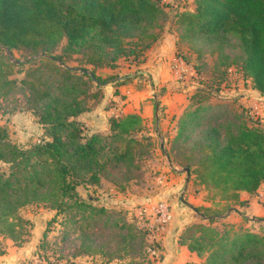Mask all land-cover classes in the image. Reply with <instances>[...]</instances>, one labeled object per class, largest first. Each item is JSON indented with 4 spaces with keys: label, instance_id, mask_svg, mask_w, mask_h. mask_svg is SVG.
I'll list each match as a JSON object with an SVG mask.
<instances>
[{
    "label": "trees",
    "instance_id": "1",
    "mask_svg": "<svg viewBox=\"0 0 264 264\" xmlns=\"http://www.w3.org/2000/svg\"><path fill=\"white\" fill-rule=\"evenodd\" d=\"M166 6L164 0H0V101L18 85L12 76L14 68L23 64L13 62L14 50L40 55L36 58L47 64L50 76L61 78L58 83L52 79L58 92L48 82L41 88L39 77L19 81L28 94L26 105L37 111L44 138L29 148H19L0 126V164L5 166L0 167V223L12 232L15 244L26 242L34 226L19 211L27 205H41L54 215L40 236V257L48 259L45 255L50 246L60 243L48 237L55 224L62 243L75 235L79 251L74 256L99 255L105 263L112 261L105 259L97 240L100 226L104 229L110 223V209L96 204L93 197L84 198L77 187L98 186L108 170L124 164L139 167L137 160L144 158V153L151 154L154 143L139 115L110 117L108 134L90 135L78 117L90 108L86 100L101 98L98 92H90L95 80L104 83L95 68L112 66L120 57L144 62L147 50L160 39L168 22ZM193 6L192 11L173 14L179 42L197 61L205 54L204 48L218 53L233 51L236 60L228 65L240 63L237 71L249 77L253 89L264 96V0H193ZM59 48L61 54L57 53ZM74 55H81L83 63L93 69L70 68L67 59ZM210 97L205 90L188 96L171 143L181 142V146L193 129L201 128L200 140L192 146L197 157L180 147V166L189 169L190 181L208 190L207 201L216 203L217 194L224 201L243 206L246 201L239 199V193L253 194L264 182V126L258 118L245 114L229 119L220 111L223 106L205 104ZM167 156L174 161L173 156ZM200 207L196 209L201 213ZM207 218L210 223L215 219L214 215ZM112 226L120 232L124 249L139 240L146 249L143 226H138L142 238L134 222L116 220ZM185 229L181 244L198 255L208 250L207 264L264 262L262 235L244 231L231 237L229 231L221 234L205 224ZM51 252L54 256L56 250ZM146 261L147 255L136 264Z\"/></svg>",
    "mask_w": 264,
    "mask_h": 264
},
{
    "label": "rangeland",
    "instance_id": "2",
    "mask_svg": "<svg viewBox=\"0 0 264 264\" xmlns=\"http://www.w3.org/2000/svg\"><path fill=\"white\" fill-rule=\"evenodd\" d=\"M179 5H181L184 9H189L191 4L188 0H176ZM172 3H168L170 6ZM193 6V5H192ZM194 7V6H193ZM192 7V8H193ZM168 31H173L179 34V31L176 30L175 26L167 27L165 25L164 29ZM62 48V47H61ZM61 48L58 49L57 53L61 54ZM204 55L200 60H195V56L192 52H190L186 45L180 43L177 47L176 55L178 58H182V62L186 63V68L181 71L180 76L177 77V81L179 84L178 88L180 89V93L185 96H191L198 90H205L210 93L209 100L205 103L207 106H223L218 107L222 108L221 112L225 113L229 119L233 117L234 114L247 115L250 118L256 120V118H260L261 125L264 126V96L257 93L253 87L252 82L249 77H245L240 71H237L238 66H229L228 63L230 60L235 58V53L231 50H226L223 53H218L216 51H211L210 48H204ZM13 56L16 60H27V63H24L21 67H15L13 72V78L18 81V85L16 90L4 101H0V126H3L7 129L9 133V138L12 143H15L19 148H29L30 146L36 144L37 140L44 138L43 132L40 128L38 122V116L36 114V110L29 105H26V95L27 92L24 90V86L19 82L21 78L27 77L30 79L40 78L41 80V88H45L43 82H48V86L54 90V92H58L56 82L52 81L53 78L58 79L57 83L60 81V77L58 76H50V72L48 70L47 64L44 61H39L34 55H30V53L24 49L22 50H14ZM224 57V60L222 58ZM226 56L228 58H226ZM36 60V61H35ZM240 62V61H239ZM137 63V64H136ZM67 65L73 68H79L81 66L86 67L88 70L93 69L92 66L85 65L82 61L81 55H74L73 59H67ZM140 60L134 62L130 57H120L112 66H102L99 68H95V74L104 81L103 84L98 85L96 82H93L90 87V92H98L100 97H104L105 94H110V92H116L120 94V90L118 89L122 82V77L131 75L137 76V73L141 68ZM134 78V77H133ZM131 80L129 81V83ZM128 83V82H127ZM125 84V83H124ZM136 85L131 84L127 89L136 90L138 87ZM57 86V87H56ZM153 93L149 92V95L152 96L151 100L156 101L158 103L157 114L160 116L162 106V100L160 99L165 91L164 86H156ZM149 91L150 88H148ZM178 90V89H177ZM128 94H123V99L128 98ZM187 96V97H188ZM100 98V100H101ZM99 99H88L86 103L88 107H93L100 101ZM115 102L108 101L105 105V108L112 107ZM217 108V109H218ZM216 109V108H215ZM213 122L210 121V123ZM209 123V121H207ZM205 128V127H202ZM201 128L193 129L189 135V139H186L180 146V144L173 145L171 140L175 136V133L172 130H168L165 133V137L167 138V142L163 140V143L166 142L167 147L165 148L166 155L170 154L173 156V165L179 169L183 170L184 167H181L179 164L180 160V147H185L188 150V153H193L195 157V152L192 150L193 144L200 140L199 131ZM161 140L157 137L155 142L156 152L159 156L165 155L162 152V155L159 152V143ZM145 152V151H144ZM145 157L140 158L137 163L139 167L128 168L126 164L116 169H110L105 174L106 176L103 178L102 185H98V188H94L93 186H79V191L81 192L84 198L93 197L96 200V204L101 203V194L98 193L99 189H104L107 191L108 196H112L115 194V191H123V189L133 188L132 185H142L143 188L149 190L151 187V178L157 181L159 177L167 176V172H162L161 170H156L153 167L154 163L151 160L156 158L152 157V153H144ZM169 158V157H168ZM163 159V158H162ZM165 160V159H164ZM1 168H5L3 164H0ZM148 176L146 179L145 176ZM146 179V180H145ZM110 186H114L115 191H110ZM153 186V185H151ZM185 183L180 187L179 192L176 194V200H180V195L183 192ZM154 187V186H153ZM218 194H220L218 192ZM208 196V190L203 186L194 183L193 181L188 182L187 189L183 194L185 202L190 204L191 206H195V203L206 200ZM215 199L218 200L216 203H213L212 206H201V213H204L206 218L201 217L200 214L194 212L190 207L186 206L183 203V207H185L188 212L192 215V223L189 224L186 228L196 225V224H205L206 226H212L218 230V233L229 231L231 237L235 233H240L244 231H250L252 233H256L264 236V223L262 222V218L259 217L258 211H252L250 217L251 221H243L241 224H232L228 221L227 215L233 214V212H226V209L230 205H237L234 202H228L229 200H222L219 195H215ZM163 200V199H161ZM194 200V201H193ZM192 203H191V202ZM102 204V203H101ZM258 204H260L259 208L264 209V202L258 200ZM47 210V209H46ZM45 208H42L41 205H27L23 207L19 212L22 217L30 219L34 226L30 231L28 237L25 238L28 240L33 236L32 230L35 227L42 224L46 226V222L48 221L47 213ZM110 223L104 229L99 228L98 230V245H101L104 248V252L106 257L110 258L111 264H136L140 262L143 257L146 255L145 246L142 244L143 242L139 240L138 242L132 243L128 249L123 248V242L121 239V235H119V231L116 227L112 226V222L116 220H122L127 222H134L137 225V230L139 231L140 225L147 222L146 219L147 212L144 205L142 203H134L131 204L130 209L127 210H119V209H110ZM214 215V220L212 223L208 221L207 216ZM234 215V214H233ZM236 215V214H235ZM234 215V216H235ZM0 250L5 246L7 241H12L10 236L12 232L2 223H0ZM54 227V229H53ZM59 227L55 224L52 225V230L50 229L48 237L49 240H53L56 238L59 244L54 246H50L49 251L56 250L54 260L50 261L53 263L59 261H64L65 264H68L70 259L69 256L76 254L79 249V242L76 241L75 235H71L68 241L62 243L59 241L58 229ZM186 229H184L183 234ZM42 232V231H41ZM199 232L195 233V236H198ZM141 238L143 237L142 231L137 233ZM21 237L25 235L24 233H20ZM55 240V239H54ZM56 242V241H55ZM208 250L204 252L202 255H197L199 258L198 261L192 262L191 264H207L206 257L208 255ZM51 255V254H50ZM230 255H226L228 258ZM45 257H48L45 255ZM104 259V258H103ZM49 262V263H50ZM96 263H100V259L96 258ZM264 264V262H261ZM246 264H256V260H250Z\"/></svg>",
    "mask_w": 264,
    "mask_h": 264
},
{
    "label": "crops",
    "instance_id": "3",
    "mask_svg": "<svg viewBox=\"0 0 264 264\" xmlns=\"http://www.w3.org/2000/svg\"><path fill=\"white\" fill-rule=\"evenodd\" d=\"M188 1L191 7L184 9L176 0H164L165 4H167L165 10L169 15L168 22L166 23L167 27L173 25V14L176 12L182 13V11L193 10V0ZM168 3L172 4L168 6ZM179 43V37L176 32L163 30L160 39L147 50L145 60L140 65L143 70H140L137 76H125L129 77V79L118 88L119 90L121 88L120 94L116 92L105 94L99 103L90 107L89 110L78 117V120L84 123L86 132L89 135L93 133L108 134L110 117L117 118L127 115H139L142 117L143 125L147 128V135L152 138L154 143V147L151 150L152 157L149 158H156L151 160L154 163L153 167H157L155 168L156 170L167 172V176L159 177L157 181L151 178V184H149L151 188L149 190L143 188L142 185L135 184L132 185V189L130 187L125 190L123 189V191H115L114 186H110V191H115V194L110 197L107 191L102 188L98 190V193L101 194L100 199L102 200V205L108 209L127 210L130 209L131 204L142 203L146 211H148V216L146 217L148 219L147 222L153 219V209L158 201L163 199L169 202L173 212V220L163 233L160 243V259L156 264H188L199 260L195 252H191L186 245L180 242V236L184 229L193 221L192 215L183 207V202L176 200V194L179 192L180 187L183 183L186 184L185 178H187V174L177 169L166 155L167 153L164 152L167 147L165 133L168 130H172L176 134L177 121L189 102L187 97L189 94L183 96L180 93L181 88H178L179 84L177 81V77L180 74L175 72L172 67L175 59L178 58L176 52ZM183 64L186 68L184 61ZM130 80L131 82L129 83ZM137 83L140 84H138L136 90L127 89L131 84L136 85ZM158 85L165 87L163 95L160 96L163 106L160 116L156 110L157 102L151 100L153 97L149 95V92L153 93L154 90L156 92V86ZM123 94H128V98L123 99ZM108 101L115 103L107 109L105 105ZM40 127L43 131L41 125ZM157 137L161 140L159 143V152L161 155L164 152L165 155L163 156H159L156 152L155 142ZM163 140L166 142L163 143ZM145 177L146 179L148 178L147 175ZM103 178H101L100 185L103 183ZM86 186L90 187L92 185ZM93 187L98 188L96 185ZM77 190L81 194L79 186ZM239 199L246 201V204L243 206L231 205L227 209L228 212H233L234 215L236 214L235 216L233 214L227 215L230 223L241 224L244 218L251 221V212L256 210L258 211L259 217H264V209H260V204H258V200H264V182L261 183L260 187L253 194L241 191L239 193ZM213 203L204 200L198 203L196 202L195 206L210 207ZM46 211H48L46 215L50 219L54 215V211L51 209H47ZM262 222L264 223V219H262ZM44 227L42 224L35 227L32 230L33 236L21 245H17L13 241H7L3 248L4 253H0V264H36L37 257H40L37 245L40 242V236H42ZM51 253L49 251L46 255L48 256ZM97 257L100 259V263H96ZM69 259L68 264H111V262L105 263L99 255H71Z\"/></svg>",
    "mask_w": 264,
    "mask_h": 264
},
{
    "label": "built area",
    "instance_id": "4",
    "mask_svg": "<svg viewBox=\"0 0 264 264\" xmlns=\"http://www.w3.org/2000/svg\"><path fill=\"white\" fill-rule=\"evenodd\" d=\"M172 67L175 72L180 74L181 71L184 70L183 68H185V65L182 62V58L175 59V62ZM262 201L264 202V200ZM172 220L173 212L169 202L165 200H160L156 203L153 209V219L141 225L144 227L146 232V264H156L159 261L161 239L163 233L165 232L168 225L172 222ZM53 257L54 256L50 254L48 255V259L37 257L36 264H52V262L50 261L54 260ZM53 264H65V262L58 260Z\"/></svg>",
    "mask_w": 264,
    "mask_h": 264
},
{
    "label": "water",
    "instance_id": "5",
    "mask_svg": "<svg viewBox=\"0 0 264 264\" xmlns=\"http://www.w3.org/2000/svg\"><path fill=\"white\" fill-rule=\"evenodd\" d=\"M40 55H38V56H35V57H39ZM42 56V55H41ZM29 61V59H27V60H13V62H15L16 64H24V63H27ZM71 68V67H70ZM72 69H74V70H79L78 68H72ZM82 72L83 73H88V74H90L91 76H93L92 75V73H90V72H88L87 70H85V69H83L82 70ZM94 78V77H93ZM126 77H122V78H119V79H125ZM94 80H95V78H94ZM95 82L98 84V85H100V84H103V83H99V82H97L96 80H95ZM158 108H159V106H158V103H156V110H158ZM182 171H184L186 174H187V178H185L186 179V184H185V186H184V189H183V192H182V194L180 195V200L186 205V206H188V207H190L194 212H196V213H198V214H200V216L201 217H204L197 209H196V207H194V206H191L190 204H188L187 202H185V200H184V197H183V194H184V192L186 191V189H187V184H188V182H189V169L188 168H184ZM230 210H235V209H230ZM204 218H206V217H204Z\"/></svg>",
    "mask_w": 264,
    "mask_h": 264
}]
</instances>
